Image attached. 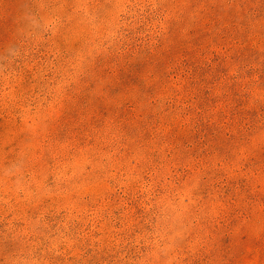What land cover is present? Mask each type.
Returning a JSON list of instances; mask_svg holds the SVG:
<instances>
[{
  "label": "rangeland",
  "instance_id": "obj_1",
  "mask_svg": "<svg viewBox=\"0 0 264 264\" xmlns=\"http://www.w3.org/2000/svg\"><path fill=\"white\" fill-rule=\"evenodd\" d=\"M0 264H264V0H0Z\"/></svg>",
  "mask_w": 264,
  "mask_h": 264
},
{
  "label": "clouds",
  "instance_id": "obj_2",
  "mask_svg": "<svg viewBox=\"0 0 264 264\" xmlns=\"http://www.w3.org/2000/svg\"><path fill=\"white\" fill-rule=\"evenodd\" d=\"M50 23H51L50 20L46 21V24H45V28H46V29H47V26L50 25ZM40 39H43V36H41Z\"/></svg>",
  "mask_w": 264,
  "mask_h": 264
}]
</instances>
